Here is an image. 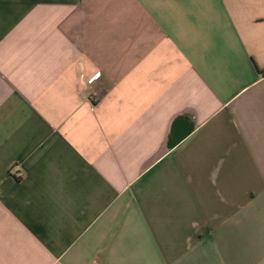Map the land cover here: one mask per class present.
<instances>
[{"label":"crops","instance_id":"1","mask_svg":"<svg viewBox=\"0 0 264 264\" xmlns=\"http://www.w3.org/2000/svg\"><path fill=\"white\" fill-rule=\"evenodd\" d=\"M264 0H0V264H264Z\"/></svg>","mask_w":264,"mask_h":264},{"label":"trees","instance_id":"2","mask_svg":"<svg viewBox=\"0 0 264 264\" xmlns=\"http://www.w3.org/2000/svg\"><path fill=\"white\" fill-rule=\"evenodd\" d=\"M262 73L264 74V71Z\"/></svg>","mask_w":264,"mask_h":264}]
</instances>
